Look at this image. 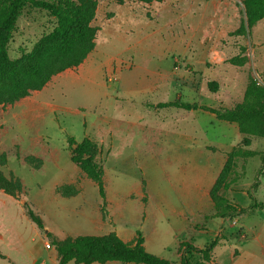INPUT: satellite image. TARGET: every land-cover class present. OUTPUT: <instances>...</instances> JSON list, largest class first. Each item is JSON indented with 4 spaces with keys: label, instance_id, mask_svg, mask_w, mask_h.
<instances>
[{
    "label": "rangeland",
    "instance_id": "374dc122",
    "mask_svg": "<svg viewBox=\"0 0 264 264\" xmlns=\"http://www.w3.org/2000/svg\"><path fill=\"white\" fill-rule=\"evenodd\" d=\"M173 8L177 9L175 6ZM145 12H147L146 16L152 18L153 21L141 16ZM95 18L97 27L102 26L111 18H116L101 28L96 40L97 62L108 64L107 77L117 76L120 70L125 72L123 67L129 65L131 57L141 68L150 65L161 67L170 65L172 79L179 78L180 72L185 71L188 77L195 75L192 65L185 64V60L181 59L177 52H169L170 44L179 42L181 34L178 36V33L187 30L184 27L186 21L172 18L171 13L166 12L162 2L151 7L150 3L135 0H125L122 5H118L114 0H97ZM55 22L54 17L45 10L24 7L11 31L7 44L8 56L14 59L29 51L42 34L53 28ZM157 27H160V30H156ZM148 32H154L150 40L157 44L156 47L162 49L156 52L158 56L149 51L148 42L136 43ZM218 42L219 50L225 52V59L220 64L209 65L208 70L200 71L199 75L201 74L203 82L202 101L204 104H212L214 108H231L242 100L248 71L257 79L260 73H264V18L258 21L245 36H226ZM241 45L246 47L245 54L248 57V63L237 67L228 63L227 59L235 55ZM259 81L263 84V81L260 79ZM92 85L91 82H86V96L66 91L67 86L59 85L52 89V98L58 104L69 108L85 104L86 110L82 111L84 115L59 112L57 121H53L51 114L47 113L43 122L38 121L37 126L32 128L28 127L24 120L13 122L9 124L8 131L3 137L5 144L10 145V139L19 136L18 143L24 147L25 135L38 132L46 133L52 140V144L58 147L66 133L73 135L81 133L84 130V122H86V129L91 130L92 119L96 116L100 106L98 105L100 95L92 91ZM178 90H180L179 87H174L169 91L165 90L163 91L166 93L164 97V94L150 96V94L136 91L137 103L126 106L130 109L135 108L139 114L148 113L150 115V108L146 107L143 101L173 100L175 98L173 91ZM16 102L0 105V113ZM183 112L174 107L163 109L161 114L167 116L165 125L178 129L182 123L178 118L172 121L170 116ZM200 120L204 146L201 149L204 157V170L209 164L206 160L213 161L224 157V152L229 148L230 150L225 154V160L232 149H251L256 154L246 158H234V166L226 181L218 189L215 198H212L210 191L207 190L215 180V173L208 176L204 171L201 184L196 183L194 168L191 167L193 161L189 162L178 151H171L167 154L168 158L160 166L159 174H157L161 182L154 180L151 183L155 184L158 191H165L167 197L170 196L178 208L182 207L180 202L184 201L181 198V192L193 191L197 184L201 185L204 190L202 216L191 221L195 223L193 227L196 230L202 231V235L196 238L197 243L204 244L207 238H212V233L213 238H218V244L225 243L226 245L227 243L229 248L226 253L227 262L233 260L231 264H257L260 251L259 242L264 243V155H262L264 138L250 137V145L246 147L242 144V135L238 133L237 125H232L235 123L218 120L205 110L198 113L196 123L198 127ZM191 124L194 125V119ZM68 151L60 150L57 163L46 159L44 165L38 170L31 169L25 163H19L11 155L7 158L5 152L0 153V156H5L9 167L6 168V164L2 165L0 167L4 168L0 171L7 178L10 175V173H4L7 169L15 171L17 176L13 173L12 175L19 177L23 186L19 200L0 189V251L5 257L0 258V264H55L50 256L54 252L57 255L56 246L53 244L50 249L45 247V243L52 242V239L46 236L47 230H51L60 238L75 234L97 236L116 231L124 239H131L135 231H140L147 252L168 260H177L176 230L158 210L156 203L149 201L147 182L151 180V176L147 170V175H144L142 168L130 158L132 151L128 148L122 151L115 150L105 160V152L97 156L96 160L103 164L105 201L100 197L97 185L88 178L81 180L83 177L74 184L81 189L78 195L61 197L55 193L57 185L75 181L76 178L77 168L70 160ZM216 166H219L218 163ZM260 170L263 174H260ZM257 178L260 184L253 190L250 186ZM252 195L257 206L248 209L254 202L249 197ZM25 201L43 219L44 231L39 230L24 215L22 203ZM98 203H100V211L96 208ZM231 208L246 210L240 211L238 216L232 219L226 216ZM101 213L107 223L97 226L94 220H98ZM232 220L236 221V225L231 224ZM248 228L254 230V236ZM191 234L192 232L188 231L184 236L188 239ZM220 250L221 247L215 249L216 256L221 254ZM215 255L213 253L212 258L216 262ZM198 258L197 253L189 255L192 262ZM57 262L58 256L56 264Z\"/></svg>",
    "mask_w": 264,
    "mask_h": 264
},
{
    "label": "crops",
    "instance_id": "0c3cea01",
    "mask_svg": "<svg viewBox=\"0 0 264 264\" xmlns=\"http://www.w3.org/2000/svg\"><path fill=\"white\" fill-rule=\"evenodd\" d=\"M161 2L164 4L166 12L171 13L172 18H178V21L182 19L186 21L184 27L187 30L183 31L182 33L179 32L178 36H180L181 34V36L179 37V42H173V44H170L169 46L170 49H168L170 50L169 52H177L178 56L181 59L185 60V64H190L193 66L192 71L195 73L194 76L188 77L186 71L184 70V73L180 72L179 78L172 79L170 73V65H168L167 67H161L160 65H150L148 67L141 68L135 63L134 58L131 57L129 65L123 67L125 72H122L123 70H120L117 76L107 77V68H109L108 64L97 62L96 40L101 28L110 24L116 19L111 18L107 20L102 26L98 27L95 37L94 49L87 55L82 63H80L76 67L68 68L55 74L42 89L31 91L29 95L20 99L13 106L6 107L1 111L0 153L5 152L7 154V158H9L10 155L13 156L17 161H19V163H24L23 158L27 155H33L41 158L43 161L42 166L44 165L46 159H50L53 162L57 163L60 156L59 151H68L66 144L67 136L73 137L76 141H80L84 137H88L90 140L96 142L100 148L101 153H106L104 160L115 150L122 151L125 148L130 149L132 151L130 158H132L138 164V167L142 168V170L144 171V175H147V170L148 174L151 176V180L147 182V191L148 196L150 197L149 201L156 203L158 210L164 214V216L172 223L176 230L177 260L170 261L175 262V264H179L181 254L178 250V246L180 241H187L194 246L201 248L204 244H207L212 239H214L213 234L211 233L212 238H207L204 244L199 245L196 241V238L202 235V231L196 230L193 227L195 223L191 222L197 217L202 216V197L204 192L203 187H201V185L198 186L197 184L193 191L189 190V192H181V198L184 201L180 202L182 207L178 208L177 204L172 200V198L170 196L169 198L167 197L165 191H158L155 187V184L151 182H154V180L161 182L160 177L158 176L159 168L163 164L164 160L168 158L167 154H170L171 151H178L181 153V156L183 158H185L189 162L193 161L191 167L194 168V181H196V183L199 182L201 184L203 180L202 174L204 171L208 176L214 172L216 180L220 170L223 167L225 154L230 150V148L224 152V157L215 159L213 161L206 160V162H209V164L204 170V157L201 154V149L204 147L203 139L201 137V120L199 127L196 124L198 113H202L203 110L200 108L185 110L174 107L176 109L184 111L180 114L176 113L171 116L169 115L170 118L173 119L172 121L178 118L182 123V126L176 129L170 127V125L166 126L164 122L165 120H167V116L161 114L163 109H167L170 107L157 108L155 106L158 103L170 102L175 99H180L181 101L194 103L199 106L205 105L214 108L212 104H204L202 101L203 82L202 77L200 76L201 74L199 75V73L203 69L208 70L207 68L211 64H220L223 62V60L225 59V52L223 50H219L218 40L224 39L226 36H229V33L234 31L245 19V15L242 0H162L160 2H151L150 6L153 7L155 4L159 5ZM173 6H175L177 9H174ZM146 14L147 12H145L144 15L141 16L146 17L150 21H153L152 18L146 16ZM133 15H135V13ZM95 20L96 18H94V20L92 21L93 25H95ZM161 26L163 27V25ZM155 29L160 30V27H157ZM156 30H154V32H156ZM154 32L145 33L142 39H139L136 43L143 44L148 42L147 44L149 46V51H151L152 54L158 56V53L156 52H160L162 51V49L156 47L157 44L150 40ZM172 48L175 49L172 50ZM87 81L93 84L92 91L98 92L100 95V99L98 102V105H100L99 110L97 111L96 116H94V118L92 119L91 130L86 129V122H84V130L81 133H79L78 135L66 133L60 141L58 147L52 144V140L46 133L38 132L34 134L31 132L32 134L27 133L25 135L24 140L22 139L24 147L21 146L20 143H18V140H20L19 136H16L15 138L12 137L10 139V145L5 144L3 137L8 131L9 124H12L13 122H20V120H24L27 126L32 128L37 126L38 121L43 122V119L47 113L51 114V120L53 121H57V114H59V112H70V114L72 115H84L82 111L86 110L85 104H83L82 106L79 105L75 108H69L64 105L58 104L52 98V89L58 87L59 85L67 86L66 91H72V94L80 93L83 96H86ZM174 87H179L180 90L173 91L175 96L173 100L164 101L165 99H161V101H143V104H145L146 107L150 108V115L148 113L139 114L135 110V108L130 109L126 106L128 104L137 103V97L135 96L136 91L142 92L147 95L150 94V96H158L160 94H164V97L166 93L163 91L172 90ZM150 105L152 107H150ZM193 119L194 125L191 124ZM232 125L236 126V124ZM192 151H194L195 153L192 154ZM164 152H166V155H164ZM68 153L70 157V152L68 151ZM217 163L219 165L218 167L216 166ZM5 167L9 168L8 164H6ZM215 167L217 169H215ZM3 168L0 167L2 171ZM76 168L77 170L75 171V181H69L68 183L63 184H75L78 179L82 177L83 178L81 180L87 178L77 166ZM4 173H13L15 176H17L15 171L9 169H7V171H5ZM214 182L211 184V186L208 187V191H210ZM75 186L77 187V185ZM77 188L78 192L70 197H74L80 193L81 189L79 187ZM55 193L61 196L56 192V190ZM105 197L103 199L104 201ZM103 200L102 202H104ZM99 207L100 203H98V206L96 207L97 210L100 211ZM106 223L107 220L103 217L102 213L100 214L98 220H94V224L97 226H100L101 224L105 225ZM249 229L250 228H248V230ZM188 231L192 232V234L188 239H186L184 235L185 232ZM47 232H50L53 237L58 240H62L66 237L84 236L75 234L66 235L60 238L51 230H47ZM111 232H114L120 239L125 242H131L136 236V231L135 235L131 239L122 238L116 231ZM250 232L252 236H254V230L250 229ZM108 233L110 232H107L105 234ZM259 243L260 251L257 256V258L259 259L257 264H264V243ZM227 246V243L226 245L225 243H220L214 247V255L215 249L217 247H221V250L219 252L221 254H219L218 256L215 255V259L218 264H231V262L233 261L232 260L230 262H227L228 259L226 258V253L229 249ZM252 255L255 257L254 254ZM50 257L53 263L56 264V252H54V254H52ZM70 263L72 262H69L67 264ZM104 264L135 263H121L118 261H110Z\"/></svg>",
    "mask_w": 264,
    "mask_h": 264
},
{
    "label": "trees",
    "instance_id": "16d2710c",
    "mask_svg": "<svg viewBox=\"0 0 264 264\" xmlns=\"http://www.w3.org/2000/svg\"><path fill=\"white\" fill-rule=\"evenodd\" d=\"M117 4H123L125 0H114ZM142 3L160 2L162 0H135ZM245 19L229 36H245L249 30L264 18V0H242ZM45 10L54 17L53 28L42 34L32 45L31 49L22 53L19 57L11 59L7 54V44L10 39L18 16L24 7ZM97 9V0H0V105L13 104L21 98L29 95L31 91L42 89L55 74L72 67L78 66L94 49L95 37L98 27L92 24ZM239 51L230 56L227 61L231 65L242 67L248 63L245 54L246 47L241 45ZM259 79L263 81L260 83ZM257 79L250 71L246 75L245 88L241 102L231 108H212L205 105H197L175 99L170 102L158 103L155 107H176L185 110L200 108L208 111L221 121L235 123L242 135V144L249 146L250 137L264 138V73ZM150 107H152L150 105ZM67 148L70 151V159L80 171L98 187V193L102 199L105 197L103 181V166L97 161L101 151L98 144L88 137L76 141L73 137H66ZM74 146V147H73ZM256 154L251 149H232L220 170L214 184L210 189V195L215 198L218 189L226 181L234 166V158L250 157ZM264 155V150L262 152ZM23 162L31 169L41 168V158L27 155ZM6 164L4 155L0 156V166ZM260 174L263 171L260 170ZM260 184L257 178L250 186L255 190ZM0 189L4 193L19 200L23 186L19 178L10 173L7 178L0 171ZM56 192L64 197H70L78 192L74 184H61L56 187ZM252 205L248 209L257 206L252 196H249ZM24 215L39 230L44 231V223L41 217L31 208L28 202L22 203ZM231 208L226 215L232 219L238 216L240 211ZM46 236L52 239L51 244L56 246L57 264H104L110 261L135 264H175V262L149 253L143 246V237L140 231L131 242H125L114 232L101 236L84 235L66 237L62 240L55 239L50 232ZM218 245L215 237L209 243L199 248L187 241H180L179 264H218L213 258V249ZM191 253L199 254V258L192 262L189 259ZM0 258L4 254L0 251Z\"/></svg>",
    "mask_w": 264,
    "mask_h": 264
},
{
    "label": "built area",
    "instance_id": "2783aa9c",
    "mask_svg": "<svg viewBox=\"0 0 264 264\" xmlns=\"http://www.w3.org/2000/svg\"><path fill=\"white\" fill-rule=\"evenodd\" d=\"M231 223H232V225H235L236 224V221L235 220H232ZM45 246H46V248H50L52 245H51V243L47 242L45 244Z\"/></svg>",
    "mask_w": 264,
    "mask_h": 264
},
{
    "label": "water",
    "instance_id": "95a60500",
    "mask_svg": "<svg viewBox=\"0 0 264 264\" xmlns=\"http://www.w3.org/2000/svg\"><path fill=\"white\" fill-rule=\"evenodd\" d=\"M74 147V146H73Z\"/></svg>",
    "mask_w": 264,
    "mask_h": 264
}]
</instances>
